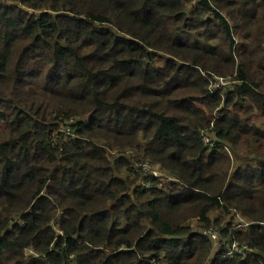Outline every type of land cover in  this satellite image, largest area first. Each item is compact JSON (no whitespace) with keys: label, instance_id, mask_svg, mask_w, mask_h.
Returning a JSON list of instances; mask_svg holds the SVG:
<instances>
[{"label":"trees","instance_id":"1","mask_svg":"<svg viewBox=\"0 0 264 264\" xmlns=\"http://www.w3.org/2000/svg\"><path fill=\"white\" fill-rule=\"evenodd\" d=\"M0 264H264V0H0Z\"/></svg>","mask_w":264,"mask_h":264},{"label":"built area","instance_id":"2","mask_svg":"<svg viewBox=\"0 0 264 264\" xmlns=\"http://www.w3.org/2000/svg\"><path fill=\"white\" fill-rule=\"evenodd\" d=\"M230 82L226 78H216L212 88L221 89L227 87ZM72 120L65 123L60 127L59 132L64 135H70L74 132L72 129ZM133 168L138 172V180L136 182V187L141 190H149L155 183L158 189H167L172 183L177 182L176 179L166 173L162 172L160 168L150 162H133ZM178 187L181 188L182 184L178 183ZM212 243V253L218 252L220 249H225L229 256H239L242 258H247L251 255V248L247 244H241L239 242H232L224 247V242L219 236L218 230L211 226L202 229L200 232ZM25 254L34 255L33 251L28 249Z\"/></svg>","mask_w":264,"mask_h":264},{"label":"rangeland","instance_id":"3","mask_svg":"<svg viewBox=\"0 0 264 264\" xmlns=\"http://www.w3.org/2000/svg\"><path fill=\"white\" fill-rule=\"evenodd\" d=\"M239 37H240L239 33H236V34L233 35L234 44L238 43ZM226 80L230 81L231 79L230 78H226Z\"/></svg>","mask_w":264,"mask_h":264}]
</instances>
